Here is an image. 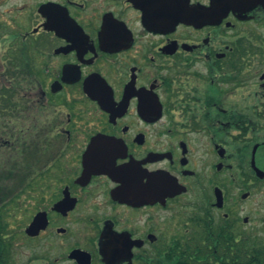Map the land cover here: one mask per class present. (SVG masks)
<instances>
[{
  "label": "flooded vegetation",
  "instance_id": "af4514ba",
  "mask_svg": "<svg viewBox=\"0 0 264 264\" xmlns=\"http://www.w3.org/2000/svg\"><path fill=\"white\" fill-rule=\"evenodd\" d=\"M27 22L6 48L45 119L29 114L23 188L37 209L24 230L0 227V264L19 235L34 248L59 241L43 264H178L204 225L231 250L253 245L264 232V0H41ZM15 123L0 146L18 150Z\"/></svg>",
  "mask_w": 264,
  "mask_h": 264
},
{
  "label": "rangeland",
  "instance_id": "374dc122",
  "mask_svg": "<svg viewBox=\"0 0 264 264\" xmlns=\"http://www.w3.org/2000/svg\"><path fill=\"white\" fill-rule=\"evenodd\" d=\"M40 1L41 0H0V41H4V35L10 38L4 41L6 44H0V89L12 90L15 97L23 99L16 104L15 100L10 98V96H12L11 92L9 94L5 93L4 95L6 97L0 98V132L3 131L4 134L6 131L11 132L14 130L13 126L17 125L15 122H18V130L23 129L24 131L22 136L18 135V150L15 148L17 144L16 140L13 145L0 146V227L4 228L7 225L8 232L20 229L24 230L31 218L30 214L37 209V207L33 209V207H35V202L30 198V188H23L28 181V176L32 172L34 173V170H32V162L26 159L31 152L29 146L32 145L33 140H36V138L29 137V132L31 130L29 129V114L37 120L34 122V125H38L40 128L43 126L42 123L44 124L45 119L40 117L42 112L39 110V103L35 104L32 110L28 108L31 99L36 100L35 97H32L30 94L32 93L31 76L24 73L22 79L16 81L15 69L10 60L12 59V53L6 48V45L10 44L13 31L20 30L23 33L31 28L27 22V14L29 10L36 11V5ZM20 83L21 86H19ZM20 146L23 149H27L25 150L26 153H23L24 150L19 149ZM15 161H17L16 169L18 174L17 177L11 179L13 170L11 164ZM15 190H21L19 191L20 194L18 199H15L6 206L5 203L7 200L11 199ZM193 230L194 234L201 232L199 231V226L194 227ZM178 232L181 235L183 229H180ZM255 237L264 243V232L260 231ZM72 238L73 237L66 238V245ZM18 242L15 254L12 259H9L10 264H32L33 262H35V264H43V259L54 261L60 256V251L57 247L59 241L48 240L47 243L45 242L43 245H40L39 248H34L29 241L24 239L23 235H19ZM68 248L69 246L66 247V251ZM42 257L46 259H41ZM62 264H68V262Z\"/></svg>",
  "mask_w": 264,
  "mask_h": 264
},
{
  "label": "trees",
  "instance_id": "16d2710c",
  "mask_svg": "<svg viewBox=\"0 0 264 264\" xmlns=\"http://www.w3.org/2000/svg\"><path fill=\"white\" fill-rule=\"evenodd\" d=\"M2 89H0V98L6 97L4 94L11 92L12 96L10 98L15 100L16 104L23 100L15 97L12 90ZM19 149L24 150L23 153H26L25 150L27 149H23L21 146ZM26 159L28 160L29 157H26ZM204 228H206V231L202 230L198 234L193 233L184 239V243L187 245L193 243L195 246H180L178 264H264V243L256 237L249 240L253 245L249 244L248 240H244V246L231 250L230 240L224 239L222 236L216 238L208 232V225H204ZM182 242L179 240V243Z\"/></svg>",
  "mask_w": 264,
  "mask_h": 264
},
{
  "label": "water",
  "instance_id": "95a60500",
  "mask_svg": "<svg viewBox=\"0 0 264 264\" xmlns=\"http://www.w3.org/2000/svg\"><path fill=\"white\" fill-rule=\"evenodd\" d=\"M47 7H48V5H43V6H41V8H40V12L42 13ZM38 218H39V216L36 218L35 221H37ZM32 229H33V226H30V227L26 230L27 233L31 235V231H32Z\"/></svg>",
  "mask_w": 264,
  "mask_h": 264
}]
</instances>
